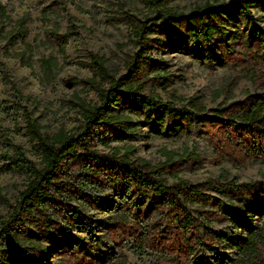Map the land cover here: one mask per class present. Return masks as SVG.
<instances>
[{"label":"trees","instance_id":"trees-1","mask_svg":"<svg viewBox=\"0 0 264 264\" xmlns=\"http://www.w3.org/2000/svg\"><path fill=\"white\" fill-rule=\"evenodd\" d=\"M170 1L144 0L154 13L150 18L141 19L124 12L129 42L135 48L123 62L124 73L111 72L103 57L89 55L93 75L82 83L95 94L96 101L88 103L75 97L79 123L72 130L59 129L51 135L44 134L41 125L23 105L33 100L18 89H13L14 103L0 99V115L8 117L21 112L25 134L40 154L41 164L38 167L30 160L22 146L12 144L10 140L4 142L8 147L4 154L6 168L25 175L26 185L19 191L14 204L0 194V204L10 207L9 214L0 221V253L3 246L11 245L9 255H0V264L20 261L33 264L45 256L46 247L39 242L21 244L19 240H12L11 235L21 225L22 218L42 222L43 219H35L34 214L42 215L48 206L53 214L44 219L48 225L57 224L54 223L57 218L69 225L80 224L84 218L82 207L102 203V192L109 188L117 196L143 200L142 206L155 200V207L150 212L155 221L142 225L131 219L128 213L119 212L108 222L106 235L117 249L129 243V250L135 256H151L152 264H185L197 251L218 254L223 244L229 243L237 251V257L228 260L229 264H264V223L256 225L253 218L255 214L264 216V180L238 182L220 176L192 183L178 176L177 166L190 159L191 154L184 158L185 154L181 156L162 149L164 160L151 164L134 156L131 146L123 147L122 151V148L110 145L133 135L134 123L129 115L114 113L119 102L130 99L151 114L162 111L168 116L173 115L179 120L177 127L188 122L199 125L203 139L212 150L213 162L228 160L235 168H242L250 160L258 159L264 166V93L247 94L241 100L214 108H206L197 98L189 100L187 106L178 107L173 101L164 102L154 95H143L151 81L160 85L165 76L164 62L154 55L165 52L170 45L168 31L157 35L162 27L171 29L174 39L188 34L192 41L207 44L215 35L224 33L228 19L236 13L252 20L251 7L264 0H212L187 12L167 7ZM0 19L3 22L10 20L1 3ZM28 21L26 15L17 18L1 38L10 44L19 42L21 49L14 57L21 65L32 67V53L43 41L35 45L25 40ZM45 34L63 55L66 35L60 34L56 26L46 29ZM262 41L261 32H256L251 48L236 54L242 60L244 54L245 60L251 62L253 70L248 73L258 88H264V58L260 55ZM222 46L221 61L227 65L228 56L233 54L227 45ZM144 66L154 72L153 76L139 80L138 75ZM39 68L41 82L50 83L59 69L58 60L48 54L40 59ZM125 108L133 114L139 111L131 106ZM2 120L0 118V123ZM168 178L172 181L169 182ZM209 191L226 198L229 203ZM193 204L205 210L201 214L203 219L194 216ZM221 217L243 232L233 237L224 229L212 228L210 223ZM84 224L91 232L89 223L85 221ZM60 233L64 238L71 236L66 229ZM67 255L71 264L94 263L92 257L79 252L70 251ZM125 261L126 257L120 255L114 262Z\"/></svg>","mask_w":264,"mask_h":264},{"label":"rangeland","instance_id":"rangeland-1","mask_svg":"<svg viewBox=\"0 0 264 264\" xmlns=\"http://www.w3.org/2000/svg\"><path fill=\"white\" fill-rule=\"evenodd\" d=\"M212 0H171L167 7L177 12H187L195 6H201ZM10 17L9 21L0 19V99L15 102L14 88L33 102L23 105L42 127V132L51 135L59 129L72 130L79 123L78 109L75 106L76 96L88 103L96 101L95 94L84 87L82 80L92 77L90 54H98L106 61V67L116 74L124 73L123 62L135 48L129 42L130 33L124 12L127 11L138 18L145 19L154 15L145 5L144 0H0ZM253 19L245 18L240 12L228 19L222 35H215L210 43L194 42L188 34L174 39L172 30L162 27L159 33L168 31L169 48L163 53H154L155 58L164 62V78L162 84L151 81L150 86L143 90V95H154L162 101H173L176 106L184 107L191 99H200L206 108L226 105L235 100L243 99L247 94L264 93V88L253 84L248 72L252 69L249 60L237 58L239 52L251 48L256 32L262 35V52L264 58V2L251 7ZM26 15L28 43L37 44L32 53V67L21 65L14 54L21 49L19 42L8 43L1 37L10 30L14 21ZM53 26L65 36L64 54L60 55L57 46L50 42L45 30ZM227 45L234 55L228 56V64H222L220 52L222 45ZM53 54L59 64L53 80L42 83L40 80V59ZM233 56V58H231ZM230 60V62H229ZM161 73L162 71H157ZM153 73L144 66L139 80L151 78ZM126 106L137 108V114L129 112ZM123 112L129 115L133 125V135L122 141L111 142L110 145L122 148L133 147V155L146 159L151 164L163 161L162 149L173 151L177 155L190 159L180 162L177 166L178 176L189 182H202L206 179L228 176L238 182L264 180V166L260 160H250L244 167L235 168L228 160L215 163L211 160L212 150L203 139L199 125L188 122L177 127L179 120L173 115L162 111L151 114L141 108L137 101L128 99L114 107V113ZM0 194L14 204L18 193L26 185V176L6 168L4 154L8 147L4 144L10 140L12 144L22 146L26 156L38 167L40 154L29 141L24 131L21 112L8 117L0 115ZM6 129H9L7 131ZM6 130V131H5ZM98 149H102L97 146ZM183 158V157H182ZM168 181L172 180L168 178ZM210 194L229 201L215 193ZM103 202L93 207H82L84 218L80 224L69 225L67 221L57 218L53 225L44 219L52 216V210L46 206L44 213H35V219L22 218L21 225L13 231L12 240L21 244L29 241L39 242L46 247L45 256L33 264H71L67 253L79 252L92 257L93 264H115V258L123 255L126 261L119 264H152L151 256H135L127 243L117 249L108 240L106 227L108 222L119 212L128 213L131 219L145 225L155 221L151 217L154 209L153 201L144 203L134 197H120L112 188L102 192ZM234 204V203H233ZM200 205L191 206L192 213L203 219ZM208 209V208H205ZM228 209V207H227ZM129 211V212H128ZM10 212V207L0 204V221ZM254 223H264V216L254 215ZM91 226L86 227L84 222ZM214 229H224L236 237L243 229H235L234 224L221 217L210 223ZM66 229L71 236L64 238L60 233ZM93 233V235L91 234ZM11 240V241H12ZM11 243V242H9ZM10 244L2 247L0 255H9ZM237 257V251L229 243H224L218 254L212 251H197L185 264H229ZM229 260V261H228ZM14 264H32L16 262Z\"/></svg>","mask_w":264,"mask_h":264}]
</instances>
